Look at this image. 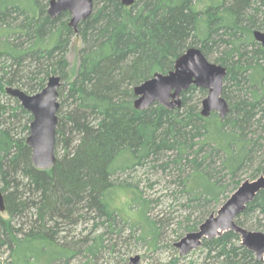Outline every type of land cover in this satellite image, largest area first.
Instances as JSON below:
<instances>
[{"label": "trees", "instance_id": "trees-1", "mask_svg": "<svg viewBox=\"0 0 264 264\" xmlns=\"http://www.w3.org/2000/svg\"><path fill=\"white\" fill-rule=\"evenodd\" d=\"M51 1L0 0V95L8 99L0 100V189L9 216L36 210V221L22 237L0 213V245L10 249L11 264H51L77 251L95 258L106 236L121 234L120 220L130 224L129 238L138 232L139 241L157 246L173 219H152L156 201L119 181L120 174L143 169L170 180L182 212L177 226L188 234L244 181L264 176V48L253 37L256 30L264 32V0H135L131 7L94 0L92 14L76 30L70 13L49 16ZM75 37L83 47L71 80L67 53ZM190 48L227 69L226 117H203L207 91L195 86L182 94L180 109L155 103L137 110L134 89L171 72ZM53 76L62 81L58 101L67 104L64 113L60 104L56 131L55 155L59 146L64 155L52 169L38 170L26 145L33 116L6 89L34 95ZM25 180L34 199L22 201ZM152 180L150 188L158 183ZM119 190L130 195L124 210L131 218L114 206ZM88 220L98 221L93 232H104L73 249L49 237ZM236 223L264 232V191ZM200 248L212 264H262L232 231L203 240Z\"/></svg>", "mask_w": 264, "mask_h": 264}, {"label": "water", "instance_id": "water-1", "mask_svg": "<svg viewBox=\"0 0 264 264\" xmlns=\"http://www.w3.org/2000/svg\"><path fill=\"white\" fill-rule=\"evenodd\" d=\"M118 1L126 7H131L135 2V0ZM93 9L94 0H52L48 14L55 19L64 12L70 13V26L76 30L81 22L89 18ZM253 37L264 48V32L256 30L253 32ZM226 75V68L209 62L200 49L190 48L175 61L171 72L166 75L156 74L134 89L136 96L134 106L142 111L158 103L168 110L180 109L182 94L191 86H195L207 91V97L201 104L202 116L209 117L212 113H217L221 119H224L230 110L223 97ZM61 86V78L53 76L46 87L34 95H29L18 88L6 89L7 95L17 99L33 116L26 145L31 149V163L38 170H50L57 163L55 149ZM261 191H264V176L244 181L217 213L208 217L196 232L187 234L175 244L180 256L200 248L203 240H211L232 231L240 236L241 245L254 253L255 258L264 264V232L250 231L236 223L238 216ZM4 212H6V202L0 189V213ZM140 260V256L133 257L129 260V264H139Z\"/></svg>", "mask_w": 264, "mask_h": 264}, {"label": "rangeland", "instance_id": "rangeland-1", "mask_svg": "<svg viewBox=\"0 0 264 264\" xmlns=\"http://www.w3.org/2000/svg\"><path fill=\"white\" fill-rule=\"evenodd\" d=\"M203 5L204 4H200L199 6ZM82 47L83 44L81 40L78 37L73 38L71 47L67 53V58L70 63L71 80L76 75L79 65V52ZM65 84L67 83L64 82L63 86ZM65 90L66 89L62 90L63 96L61 98L66 97L67 92ZM8 97L10 96L8 95ZM0 100L1 103L8 101L7 98L1 95ZM59 102L62 105L61 109L64 113L65 110H67V104H63L62 99ZM17 131L20 132L21 130L17 129ZM21 134L24 135V133ZM63 155V148L59 146L57 149V157L61 158ZM148 179H153L154 181H158V183L153 188H150L151 183L149 185ZM118 180L121 182L127 180L129 183L135 184L144 192L146 197H152L156 201L150 214L152 219L163 220V223H166V219L168 218L173 219L170 224L165 225L157 246L146 245L145 242L139 241L137 239L138 232H135L134 236L129 238L131 234L130 224H127L124 220H120L117 229L121 234L115 233L106 236L104 239V247L98 251L95 258L90 256L87 257L82 251H77L75 255L64 257L51 264H129V260L136 256L141 257L139 264H212L211 261L207 260L206 252L201 248L185 256H180L179 250L175 247V244L188 233H185L183 229L177 226V221L182 219V212L180 211L179 205L175 204L173 201L172 192L175 189L174 186L170 184V180L161 175L150 177L143 169L136 170L134 173L127 172L120 174ZM25 184L26 180L19 190L23 195L22 201L29 199L30 195L32 199H34L33 195L29 192L28 186H25ZM2 186L3 184L0 182V188H2ZM128 198H130V195L125 192V190H119L115 196L114 206L122 210V217L124 219H128V217L131 218V212H129L127 208L124 210ZM2 215L4 219L11 218V225L16 231H20V237L28 232L36 221V210L32 207H29L24 212L20 211V213H17V215L13 217L9 216L6 212L2 213ZM170 215L171 217H169ZM96 222L98 221L88 220L80 221L74 226L65 225L62 226L64 229L51 232V236L49 235V237L53 238L61 248L73 249L78 241L83 240L87 236L91 235L93 238L104 232V230H98L97 232L92 231V226ZM1 239L3 240V238ZM74 250H76V248ZM10 253L11 251L8 247L0 245V264L12 263Z\"/></svg>", "mask_w": 264, "mask_h": 264}]
</instances>
